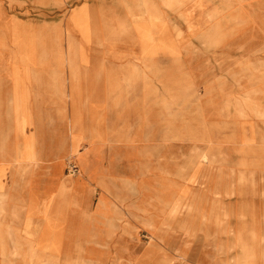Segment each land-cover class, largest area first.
I'll return each instance as SVG.
<instances>
[{
  "label": "rangeland",
  "instance_id": "obj_1",
  "mask_svg": "<svg viewBox=\"0 0 264 264\" xmlns=\"http://www.w3.org/2000/svg\"><path fill=\"white\" fill-rule=\"evenodd\" d=\"M0 264H264V0H0Z\"/></svg>",
  "mask_w": 264,
  "mask_h": 264
},
{
  "label": "crops",
  "instance_id": "obj_2",
  "mask_svg": "<svg viewBox=\"0 0 264 264\" xmlns=\"http://www.w3.org/2000/svg\"><path fill=\"white\" fill-rule=\"evenodd\" d=\"M87 7V6H86ZM79 8H81V7H79ZM75 16L76 17H80V14H75ZM77 22L78 21H80V19H75ZM144 32H145V30H144ZM35 207H36V205L34 204V203H32L31 204V206H30V211H32V210H34L35 209ZM33 213V212H32ZM42 213H40V211H39V213L38 214H36V216H38V219L39 220H37V221H39L40 223L42 222V221H44L47 217H45L43 214L41 215ZM45 226V225H44ZM49 228V227H48Z\"/></svg>",
  "mask_w": 264,
  "mask_h": 264
}]
</instances>
